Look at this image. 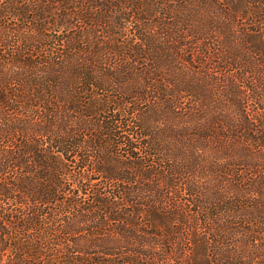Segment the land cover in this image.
I'll return each mask as SVG.
<instances>
[{
	"label": "trees",
	"instance_id": "obj_1",
	"mask_svg": "<svg viewBox=\"0 0 264 264\" xmlns=\"http://www.w3.org/2000/svg\"><path fill=\"white\" fill-rule=\"evenodd\" d=\"M0 26V264H264V0H0Z\"/></svg>",
	"mask_w": 264,
	"mask_h": 264
},
{
	"label": "rangeland",
	"instance_id": "obj_2",
	"mask_svg": "<svg viewBox=\"0 0 264 264\" xmlns=\"http://www.w3.org/2000/svg\"><path fill=\"white\" fill-rule=\"evenodd\" d=\"M188 8H192V6L189 5ZM17 17L18 16H15V14L12 15L11 13H9V15H6V17L5 18H2V19L5 20V24L8 25V27L11 30L13 28L12 26H14V24L16 23L19 26L22 25L24 27L23 31H25V26H27V25L26 24H23L22 23V20L21 19H17ZM191 19H194V21H196V19H199L200 21H209L210 19H211V21L212 20H216V21L220 20L219 17H215V16H211L210 17L209 15H202V16H198V17H192ZM218 22H216V24H218ZM243 23H244L243 26H246L245 24L248 23V20L247 19H244ZM125 25L126 26H129V24L126 23V22H125ZM5 28H7V27L0 26V30H4ZM126 33H127V35L130 36V32L128 31V29H127V32ZM215 33L212 35L213 40L211 39L213 43H211V42L209 43V44H211V46L217 47L218 45L223 46V44H231L233 46V49L236 50V47L238 46V44H240L239 43V40L232 42L229 39L230 38L229 37V32H227L226 34H223L222 35L223 36L222 38L220 36H218L217 33H216V39H215ZM49 35L51 36L50 37L51 38L50 41L49 42L42 41L41 44H46V45L42 48V50H39V53H43L45 51V49L49 46L48 44H51L52 47H58V48H60L59 45H58V44H60V43H58V39L65 36V34L63 32H54V31H51V33ZM244 36H245V34H244ZM55 38H57L56 41L52 40V39H55ZM121 39H123V41L125 42L127 40L126 35H124L123 38H121ZM99 40H102L103 41V44L107 42V38H105V37L100 38ZM99 44H101V43H99ZM52 47L49 46V48H52ZM8 50H10V49L4 48V52H2V54L4 55V58L0 59V71H4V69H9L12 66V62L9 60L10 57H8L7 54H6L8 52ZM163 54H164V56L166 55L164 52H163ZM160 56L163 58L162 55H160ZM39 58L40 57L37 58L36 64H39V62H40L39 61L40 60ZM18 66H21V64L19 63ZM128 80H130V82H132L131 84H134V81H135L134 79H132L130 77ZM34 85H35V83H34ZM168 135H169L168 131H166L164 129H159L158 138H159V141L165 146V148H171L170 149V152L179 151L181 149V143H173V145H171L169 142L172 139L169 138ZM219 148H223V147H219ZM109 161L112 162L111 159H109ZM113 165H114V163H113ZM115 166L116 167H120L119 164H115ZM95 182H96L97 186L99 187V186H101L103 184H108L109 183V180H104V179L99 180V179H97Z\"/></svg>",
	"mask_w": 264,
	"mask_h": 264
}]
</instances>
